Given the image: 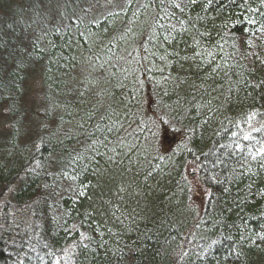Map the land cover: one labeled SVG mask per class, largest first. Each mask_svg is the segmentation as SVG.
<instances>
[{
  "label": "trees",
  "instance_id": "1",
  "mask_svg": "<svg viewBox=\"0 0 264 264\" xmlns=\"http://www.w3.org/2000/svg\"><path fill=\"white\" fill-rule=\"evenodd\" d=\"M228 258L264 264V0H0V264Z\"/></svg>",
  "mask_w": 264,
  "mask_h": 264
},
{
  "label": "rangeland",
  "instance_id": "2",
  "mask_svg": "<svg viewBox=\"0 0 264 264\" xmlns=\"http://www.w3.org/2000/svg\"><path fill=\"white\" fill-rule=\"evenodd\" d=\"M33 77L28 81L29 83H31L33 81ZM91 82H93V77H90ZM29 98V100L31 102H39V89L37 87V83L36 81H33L31 83L30 89L27 90V94H26ZM166 133V132H165ZM167 141V139H166ZM194 167L189 164L186 168V179L189 180L190 184H191V188H192V202L194 207L197 210H200L202 208V205L204 203V198H205V193L202 192L204 191L199 184L198 181V177L197 174L194 172ZM64 249V248H63ZM66 251H68V249H64L63 253H65ZM61 257H63L61 255Z\"/></svg>",
  "mask_w": 264,
  "mask_h": 264
},
{
  "label": "bare ground",
  "instance_id": "3",
  "mask_svg": "<svg viewBox=\"0 0 264 264\" xmlns=\"http://www.w3.org/2000/svg\"><path fill=\"white\" fill-rule=\"evenodd\" d=\"M191 199H192V193H191ZM226 262H227V264L229 263V258L227 259V261H226Z\"/></svg>",
  "mask_w": 264,
  "mask_h": 264
}]
</instances>
